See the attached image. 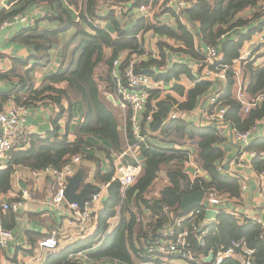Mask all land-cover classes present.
<instances>
[{
  "label": "trees",
  "instance_id": "obj_1",
  "mask_svg": "<svg viewBox=\"0 0 264 264\" xmlns=\"http://www.w3.org/2000/svg\"><path fill=\"white\" fill-rule=\"evenodd\" d=\"M129 1L17 0L15 8L0 9V25L14 15L22 13L31 3L45 4L50 9L44 17L34 20L12 38L13 42L31 46L34 54L24 59L13 60L12 68L0 75L1 78L13 84L11 94L0 92V110L9 99L15 105L26 107L38 101L48 100L60 108L59 114L53 120L51 140L37 141L35 158L31 162L35 165L32 170L38 171L47 167L59 168L67 161V157L81 155L84 153L82 147L90 144L82 140L88 135L109 140L112 152L118 154L123 152L127 145H136L138 153L144 158V166L139 176L124 194L120 191L118 180L112 179L114 170L107 174L97 173V179L101 176V181L108 185L107 198L103 203L102 212L97 217L95 232L70 247L60 250L57 264H80L68 255L91 249L97 244H100V247L90 252L89 257L112 258L128 264H145L150 261L153 263L155 260L153 255L148 253V247L149 243H152L151 240L159 236V229L174 217L185 216L191 211L181 209L184 195L199 190L205 194L213 192L222 200L238 198L240 195L238 177L222 174L219 171V167L224 169L223 162L226 158L220 144L227 138L216 126L195 125L182 118L162 125L173 105L177 104L179 111L195 109L201 97L213 92V85L217 81L200 80L187 90L175 84L172 87L173 90L184 96V101L181 103H177L173 97L166 95L152 105V100L157 99L159 95L158 92L149 90L146 109L140 121V134L144 135L145 131L156 134L148 135L144 142L138 143L132 133L130 109L126 110V135L123 137L121 134L119 118L114 110L107 107V103H110L105 92L113 93L110 77L113 60L122 52H127L126 59H130L132 54L141 55L145 52L142 42L137 38L140 29L144 31L152 29L164 37L179 42L180 46L174 48L165 41L158 42L160 59L137 63L138 72L150 74L143 68L147 65L162 64L166 50L188 53L200 59V62L205 56V50L202 51L196 46L193 33L180 22V18L176 15H174L175 29L157 22L148 25L142 18L130 26L129 22L132 21L117 17L112 10H109L105 16L101 15L103 5L117 6ZM187 1L190 2V6L182 14L194 27L200 44L205 47H215L223 56V63L229 65L226 71V86L217 100L219 105L227 108L224 115L225 121L236 131L249 130L257 121L264 119V100L250 108L247 113H243V105L236 98L234 86L237 76L240 75L246 82L245 86L242 85L245 100H252L260 93H264V61L261 65L256 64L259 57L264 54H259L258 49L253 51L245 61H240V72L236 71L233 63L239 59L244 41L249 40L264 26V17L258 8L262 0ZM157 2L158 0H135L131 4L128 15L140 4H151L154 8ZM164 4L165 1L160 6L163 13L167 12L163 10ZM69 7L76 11V16ZM246 9L255 10L250 17H243L240 14ZM171 13L174 14V11L171 10ZM160 17L154 15L156 19ZM43 21L57 23V26H43ZM101 21H107L111 29L101 27ZM195 23L198 25L196 26ZM71 28L75 32L62 44L61 63L58 70L48 76L42 86L35 87L33 73L49 64L52 47L59 45L60 35ZM112 30L114 35L111 34ZM231 33L239 35L238 39L231 38ZM107 49L110 50L109 54L106 53ZM201 66L204 67V64ZM182 74L192 80L195 78L189 67L180 63L173 64L158 78L168 82L172 79L177 80ZM59 84L64 85L62 88L56 87ZM63 100L68 105L67 125L71 120V106L74 103H81L85 111L84 120L76 127L77 140L67 144L68 146L65 144V147L58 145L61 138L63 142L67 140L66 135H61L58 125V120L65 111L61 103ZM149 113H151L150 121L147 120ZM161 145H177L179 149ZM185 148L193 151L194 161L202 171L207 173L208 179L198 177L191 180L188 177L184 171V165L188 159ZM245 151L258 153L251 160V168L257 174L264 171V137L254 136ZM65 154H67L66 157H64ZM123 158L124 163H134L128 154ZM162 170L167 177V184L160 189L158 195H153L152 185ZM94 190L99 191L100 187L94 186ZM143 210L150 214L146 223L141 219ZM204 214L205 208L198 207L197 216L192 222L196 226H201ZM116 217L118 222L113 230L109 231L111 220ZM216 221L217 223L207 226L208 232L203 244L198 241L197 232L193 230L192 224H186V229L189 231L187 241L195 257L200 259L209 254L216 257V254L229 246L231 242L244 241L247 247L254 250L252 264H264V241L260 237L262 230L260 224L251 220L240 222L234 214L226 213L224 209H221ZM2 224L5 228L13 230L5 226L3 222ZM220 264H241V262L239 259L226 258Z\"/></svg>",
  "mask_w": 264,
  "mask_h": 264
},
{
  "label": "crops",
  "instance_id": "obj_2",
  "mask_svg": "<svg viewBox=\"0 0 264 264\" xmlns=\"http://www.w3.org/2000/svg\"><path fill=\"white\" fill-rule=\"evenodd\" d=\"M16 1L17 0L0 1V9H13L17 6V4H15ZM163 1H165V4L168 2V0H158V2L154 4L155 14L161 17L158 19H144V21L148 25L155 24L157 22L175 29V12L174 14H172L171 10L174 11L172 8L163 7V10L167 11L163 13L162 10H160V6ZM134 2L135 0H130L128 3L122 2L117 6H109L107 4L103 5L100 11L101 15L105 16L109 10H112L117 17H120L126 21H132L129 22L131 23L130 26H132L138 19H140L128 15L131 4H133ZM69 10H71L75 16L77 15L76 11H73L71 7H69ZM254 10L255 9H246L240 15H242L243 17H250L248 13H253ZM49 11V7L45 4L36 5L31 3L22 13L17 14L26 17L25 22L10 20L12 18L11 17L9 19V25L0 28V75L12 68L13 60L24 59L29 55L34 54V50L31 46L13 42L12 38L21 29L31 24L34 20L44 17ZM118 11H120V14H118ZM160 12L162 13L158 14ZM180 22L183 23L188 28V30L193 33L196 46L202 51L206 50L207 47L200 44V39L196 35L194 27H192V24L189 23L187 17L185 18L183 14L182 16H180ZM42 24L43 26H57V23L52 24L48 23L47 21H43ZM195 24L196 26L198 25L197 23ZM100 25L107 30L111 29L107 21H101ZM74 32V29L71 28L67 32L61 34L60 44L53 46L50 51L49 64L45 68L33 73V81L35 87L42 86L44 84V80L58 70L61 63L62 44L66 40H68L74 34ZM111 34L114 35L113 30L111 31ZM230 35V37L234 40H237L239 36L236 33H231ZM258 35H264V30L263 32L254 34L252 38H258ZM137 38L140 42H142L145 51L141 55H135L137 63L139 64L147 62L150 59H160L158 53V42L160 41H165L174 48L180 46L179 42H175L170 38L164 37L159 33L153 31L152 29L146 31L140 29L137 33ZM249 41L250 40L244 41L240 51V56L247 49ZM106 53L109 54L110 50L107 49ZM262 62L263 61L260 62L258 59L256 64L261 65ZM175 63L187 65L191 72L195 75V78L193 80L189 79L183 74L180 75L177 80L172 79L168 82H165V80L159 78L162 79L165 83L171 84V91L168 92V95L173 97L177 101V103H181L182 101H184V96L179 95L173 90L172 87L175 84L181 85L185 88V90H187L193 87L194 84L199 82L200 80L207 79L211 81H217L210 78L206 74V69L201 66L202 64L200 62V59L198 60L196 57H192L188 53L181 51L173 52L171 50H166L165 60L162 64L147 65L143 68V70L146 72H150V75H154L158 78V76L161 77V75L168 69H170L171 66ZM233 64L236 71L238 70V72H240V60H236ZM240 78L241 82H239ZM238 83H240L239 88L242 87V85H246V82L240 75L237 76L235 87L236 84L238 85ZM63 85L64 84H59L56 85V87L62 88ZM223 86H225V84H223L222 81H217L213 85L212 91L216 92L220 90L222 92L224 90ZM238 90L239 89H237V91ZM237 91H235V93ZM0 92H5L7 94H11L13 92L12 82L7 79L1 78V76ZM105 96L110 103H107V107L114 110V112L117 114L120 122L119 130L121 131V134H123V137H125L127 122L126 113H124L123 110H121L117 106V104L115 103V99L111 93L105 92ZM157 99H160V97H158ZM12 102L13 101H11L10 99L7 100L3 104L2 108L10 106L11 104H13ZM199 102V106H206L207 95L201 97ZM61 103L64 106L65 111L63 112V116L58 120V125L61 135H66L67 140L63 142L61 138V141L58 145L65 147L67 144H70L77 140L76 127L84 120L85 111L81 103H74L71 106V120L67 125V117L69 113L66 109L68 105L64 100ZM27 109L28 115L25 125L28 141L22 147L12 150L5 158V160L0 163V206L3 202H21V207L19 208V210H6L2 213V222L5 226L11 227L13 229L15 238L11 240L5 247L0 246V264H57L60 250H64L66 249V247H70L74 243L93 235V233L95 232L97 217L102 212L104 206L103 203L107 198L108 185V183L105 184L101 181V176L99 177V179H97V173L101 172L102 174H107L111 170H114L112 179H116V168L118 165L124 163V158H121L120 154L112 152L111 142L107 139L94 135H88L82 138V140L89 142L90 144L84 145L82 147L84 153H81V162L76 167V172L82 171L83 173V178L78 191L83 188L89 187L92 189V195L95 192L94 186L102 188V191L101 199L92 203L89 208L91 217L87 225L84 229H81L76 219L71 217V212L68 209L67 201L63 202L60 206H55L52 204V199L57 189L55 180L49 174L42 172L41 170H32L33 166L35 165L31 164V162L35 158L37 141L51 140V134H53L52 132L54 128L53 120L59 114L60 108L51 101L44 100L29 104ZM182 119L193 122L195 125L198 124V122L196 121H199L197 116L194 115H192L191 118L189 117V119L184 118L183 116ZM260 121L261 123H259L254 136L264 137V119ZM220 133L227 138V140L225 139V141L220 144V147L222 148L226 156L223 162V172H220L222 174L231 172L232 174L236 173L240 176V178H238L240 181V195L238 198H224L223 200L221 199L220 205H210V207L215 209L218 214L221 212V209H224V212L226 213L230 214V211H234L237 212L239 217L241 218L261 219V221H263L264 223V198L259 195L257 190V173L251 168V165L245 168H240L233 158L237 156L240 151H244V148L246 147L236 143L240 146V149L237 151V147L230 142L229 134L226 132ZM151 134L155 135L156 133ZM151 134L150 132H147V136ZM161 146L168 148L177 147V145ZM137 155L141 163V168H143L144 158L139 153ZM66 156L67 154L64 155V157ZM244 157L245 162L249 164L250 160L248 159L247 155H244ZM68 158L69 157H67V159ZM226 163H229L228 168H226L225 166ZM186 174L191 180L196 177L193 169L190 167H187ZM199 177L205 179L209 178L207 173L204 171H200ZM167 181L168 180L165 172L162 170L159 173V177L153 183L152 187H154L158 183H160L161 185L160 187L157 185L156 191L152 192V194L158 195L160 189L167 184ZM242 183L246 185L245 189L241 188ZM204 198H206L205 195ZM144 211L145 210H143V213H141V219L144 223H146L148 222L147 219L149 218L150 214L147 213V211ZM205 220H208V222L212 221L203 217V223L205 222ZM216 220H214V224L217 223ZM117 222L118 217L111 220L109 231L113 230V227H115ZM239 224L243 223L239 222ZM52 236H54L59 242V245L55 250L49 251L39 247L40 240ZM99 247L100 244H97L91 247V249H87L85 251L78 252L77 254H71L68 256L70 258H73L80 264H128L112 258L94 259L89 257V253L97 250ZM153 257L155 260L153 263L150 261L145 264H161L162 262H165L166 264H186L185 261L174 258V256H167L166 260L156 258L154 255ZM231 258L239 259L241 262L240 255H236L235 257Z\"/></svg>",
  "mask_w": 264,
  "mask_h": 264
},
{
  "label": "built area",
  "instance_id": "obj_3",
  "mask_svg": "<svg viewBox=\"0 0 264 264\" xmlns=\"http://www.w3.org/2000/svg\"><path fill=\"white\" fill-rule=\"evenodd\" d=\"M5 1V0H0ZM190 2L187 0H168L164 5L165 8H172L175 15L180 18L182 12L188 8ZM259 12L262 17H264V0L261 1L259 5ZM120 14V11H118ZM155 9L152 8L151 4H140L138 7L134 8L129 16L134 18L143 19H154ZM10 20L25 22L26 17L20 15H14ZM9 25V20L4 21L0 28ZM264 27L261 31L255 33L258 34L263 32ZM222 37H224L222 35ZM247 49L239 57L238 60L245 61L253 51L263 47L264 45V35H258V38H250ZM205 56L201 61L206 69V74L217 81H222L226 86V71L229 65L223 63V56L218 52L215 47L208 46L204 51ZM127 52H122L118 55L111 64L110 77L112 80L113 97L117 106L126 113L127 109L131 110V128L132 133L137 138L138 143L144 142L147 138V132L141 135L140 121L142 118V113L146 109V104L148 100V91L153 90L158 92L160 98L168 95L171 91V84L165 83L162 79L157 78L154 75L146 74L143 72H138L136 70L137 59L135 54H132L130 59H126ZM225 86H223L225 88ZM223 92V91H222ZM222 92L216 91L211 92L207 95V104L202 106H197L195 109L190 111H179L177 109V104L173 105L167 114L166 118L163 120L162 125L168 123L169 121L178 118H191L192 115L197 116L199 125H214L220 132H226L229 134L230 140L233 142L248 146L254 137L256 129L261 123L257 121L256 124L249 130L246 131H236L225 121V113L227 108L225 106L219 105L217 101ZM236 98L242 103V112L247 113L250 108L258 105L264 100V93H260L252 100H245V96L242 87L235 93ZM158 99L152 100V105ZM13 103V102H12ZM28 115V109L23 105H15L14 103L8 107L2 108L0 110V163L5 160L8 154L14 150L22 147L27 143V132H26V119ZM147 120H151V113L147 115ZM231 128V135H230ZM136 145H127L126 149L120 153V157L123 158L125 155H130L134 163H122L116 168V179L120 184V191L122 194L130 188L136 181L137 177L141 172V163L138 158V151ZM179 149V147H175ZM188 153V159L184 165V171L186 172L187 167L193 169L195 178L199 177L200 171H202L199 166L194 161V154L190 148H185ZM245 149V148H244ZM245 151V150H244ZM240 151L237 156L234 157L236 164L240 168H245L251 165V160L255 158L258 153L253 151ZM244 155H247L250 160L249 164L245 162ZM82 156L80 154L70 156L67 161L59 168L47 167L42 169V172L49 174L56 182V192L52 199V204L55 206L62 205L65 202L64 192L67 187L70 177H72L76 172L77 165L81 162ZM219 171L223 172L221 167ZM228 175H236L238 178L240 176L236 173H225ZM246 185L241 184V188L245 189ZM257 190L261 197L264 198V171L257 174ZM101 191H95L89 201H85L84 207L81 209L77 203H67L68 209L71 212V217L76 219L78 225L81 229H84L87 225L90 217V206L92 203L99 201L101 199ZM206 199L209 201L211 206H216L221 204V198L217 197L215 193L211 192L205 194ZM21 207L20 201L13 202H3L0 206V246L5 247L11 240L15 238L14 231L7 229L3 226L1 220V214L3 211L12 210L17 211ZM198 213V207L189 211L185 216L174 217L171 221L165 223L158 231L159 236L150 242L148 247V253L154 255L156 258L166 260L167 256H174V258L181 259L186 262V264H220L224 259L235 257L236 255L241 256L242 264H252L254 250L247 247L244 241H233L229 246L219 251L216 257H211L209 260V255L201 257L200 259L194 256L190 245L187 241L189 231L186 229V224L191 223L194 231L197 232L198 241L203 244L204 237L207 235V226L213 225L214 222H208L205 220L201 226H196L192 222ZM234 214L240 222H245V220L254 221L260 224L261 239L264 241V223L261 219H249L239 217L237 212L230 211ZM207 222V223H206ZM59 245L58 240L52 236L39 241V247L45 250H55ZM239 252V254L237 253ZM166 264L165 262H162Z\"/></svg>",
  "mask_w": 264,
  "mask_h": 264
},
{
  "label": "water",
  "instance_id": "obj_4",
  "mask_svg": "<svg viewBox=\"0 0 264 264\" xmlns=\"http://www.w3.org/2000/svg\"><path fill=\"white\" fill-rule=\"evenodd\" d=\"M230 135H231V128H230ZM232 144L237 147V151L240 149V146L230 140ZM234 158V157H233ZM226 168H228L229 163H226ZM83 178L82 171H77L68 181L67 187L64 192L65 200L68 203H77L80 208H83L85 201H89L91 198L92 189L89 187L83 188L78 191L80 183ZM197 207L205 208V219L216 220L217 218V211L210 207L209 201L204 198V192L202 191H195L191 194L184 195L181 201V209L184 211L193 210ZM21 241V240H20ZM212 254L209 255V260L211 259Z\"/></svg>",
  "mask_w": 264,
  "mask_h": 264
},
{
  "label": "rangeland",
  "instance_id": "obj_5",
  "mask_svg": "<svg viewBox=\"0 0 264 264\" xmlns=\"http://www.w3.org/2000/svg\"><path fill=\"white\" fill-rule=\"evenodd\" d=\"M248 14H249V16H251L253 13H248ZM258 50H259V51H258L259 54H260V53H263V54H264V45H263V47H259ZM259 61H260V62H261V61H264L263 56L259 57ZM239 82H241V78H240ZM239 84H240V83H238V85L236 84V87L234 86L235 91H237V89H239ZM240 86H241V85H240ZM157 185L160 187L161 184L158 183ZM157 185H155L154 187H152V192L156 191V189H157Z\"/></svg>",
  "mask_w": 264,
  "mask_h": 264
}]
</instances>
